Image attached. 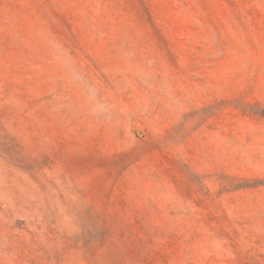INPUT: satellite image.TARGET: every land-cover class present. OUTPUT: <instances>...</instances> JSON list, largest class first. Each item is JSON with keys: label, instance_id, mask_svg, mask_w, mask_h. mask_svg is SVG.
<instances>
[{"label": "rangeland", "instance_id": "rangeland-1", "mask_svg": "<svg viewBox=\"0 0 264 264\" xmlns=\"http://www.w3.org/2000/svg\"><path fill=\"white\" fill-rule=\"evenodd\" d=\"M0 264H264V0H0Z\"/></svg>", "mask_w": 264, "mask_h": 264}]
</instances>
